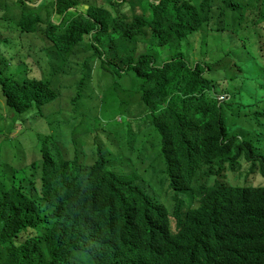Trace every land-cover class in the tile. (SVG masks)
<instances>
[{"label":"trees","instance_id":"obj_1","mask_svg":"<svg viewBox=\"0 0 264 264\" xmlns=\"http://www.w3.org/2000/svg\"><path fill=\"white\" fill-rule=\"evenodd\" d=\"M37 1L15 0L21 31L38 34L64 60L81 53L87 35L94 46L116 35L122 56L104 64L140 80V100L161 138L171 188L177 197L193 195L195 208L184 211L177 203L171 212L109 170L102 149L86 164L84 154L52 145L51 135L39 136L40 160L19 171L0 164V264H264V186L224 180L228 167L236 172L244 163L264 176V152L255 144L264 138V112L242 99L243 133L232 135L225 109L234 94L182 52L185 44L227 32L232 22L243 35L255 30L264 60V0H53L55 17L45 16ZM140 43L180 52L159 61L137 54ZM238 64L231 60L229 67ZM2 74L1 92L15 112L41 111L60 96L47 79L16 81ZM247 119L260 130H249ZM29 153L37 155L36 149Z\"/></svg>","mask_w":264,"mask_h":264},{"label":"rangeland","instance_id":"obj_2","mask_svg":"<svg viewBox=\"0 0 264 264\" xmlns=\"http://www.w3.org/2000/svg\"><path fill=\"white\" fill-rule=\"evenodd\" d=\"M41 1L45 16L55 17L53 0ZM82 7L86 8V4ZM36 10L39 9L32 11ZM20 12L15 0H0V37H5L0 38V71L16 81L47 79L60 96L42 106L41 111L34 106L18 113L6 105L0 89V164H9L19 171L40 160L39 136L51 135L52 145L84 154L86 164L96 159L99 146L110 161L109 170L133 180L171 212L177 203H181L184 211L195 208L193 195L180 193L177 197L171 188L166 161L160 156L161 138L147 106L140 100V80L133 73L124 76L114 73L104 64L117 54L122 56L116 35H110L112 39L101 37L96 46L88 41L91 37L87 35V42H81L86 47L82 51L78 48L81 53L64 60L58 49L38 38V34H23L17 20ZM127 15L130 20L131 12ZM227 24V32L211 33L196 46L185 44L182 52L189 62H202L207 76L217 78L223 88L234 94L233 102L226 105L225 117L230 132L236 135L243 133L238 115L242 99L253 106V111L264 112V60L258 54L260 37L254 29L250 28L246 36L240 26ZM139 48L137 54L150 53L159 61L165 55L173 57L180 52L142 43ZM261 53L264 57V52ZM231 60L239 61L238 67H229ZM219 63L223 66L212 67ZM220 97L227 95L222 92ZM245 126L253 132L260 130L252 119H247ZM255 144L264 152V138H256ZM30 149L33 152L36 149L37 155L29 153ZM201 170L204 172L207 167ZM17 175L21 176V172ZM225 175L224 180L232 185L264 186L261 172H253L246 163L236 172L228 167ZM214 182L215 179L210 181Z\"/></svg>","mask_w":264,"mask_h":264},{"label":"clouds","instance_id":"obj_3","mask_svg":"<svg viewBox=\"0 0 264 264\" xmlns=\"http://www.w3.org/2000/svg\"><path fill=\"white\" fill-rule=\"evenodd\" d=\"M41 0H38L36 3H34V5H37V4H39V2H40ZM98 149H101L100 147H98ZM257 170H259V169H257ZM260 171V170H259ZM262 176H263V174H262ZM264 177V176H263ZM236 186H238V185H236ZM247 186H255V185H247ZM256 187H261V186H256Z\"/></svg>","mask_w":264,"mask_h":264}]
</instances>
